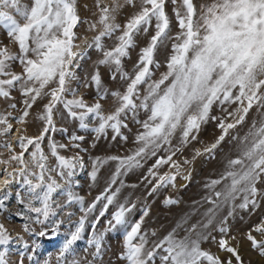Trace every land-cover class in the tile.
<instances>
[{
    "label": "snow or ice",
    "instance_id": "1",
    "mask_svg": "<svg viewBox=\"0 0 264 264\" xmlns=\"http://www.w3.org/2000/svg\"><path fill=\"white\" fill-rule=\"evenodd\" d=\"M124 2L136 11L121 25L116 22L115 15L123 7L120 0H113L111 6H101L103 0H96L100 14L95 21L82 19L78 0H30L28 4L23 0H0V30L8 39L7 44L0 42V98L15 100L13 93L19 92L23 105L18 115L10 111L0 113V136L6 138L0 147L8 151L6 159L0 153V164L4 165L0 177V209H4L5 202L15 195L20 206L16 215L25 221L24 232L45 236L49 232V222L53 235L62 223L54 219L58 209L78 203L84 215L74 230L67 233L59 252V264H65L67 256L73 257L67 264H82L75 258L74 245L83 239L87 216L101 201L104 203L100 217L108 212L109 206H114L115 211L103 231L96 230L99 217L92 222V234L87 243L95 249L94 258L102 255L106 233L120 226L123 239L118 258L125 264H157V260L159 264H244L239 247L232 243L237 237L232 234L229 220L236 219L237 209L251 214L264 199V190L257 186L264 182V120L259 124L253 121L243 137L233 138L239 141V154L227 160L226 169L219 178L205 184L210 195L204 199L212 207L205 211V221L185 229L183 237L177 235V228L187 220L178 223L177 228L162 239L152 241L149 247L150 236H156V231L149 232L143 225L151 206L146 204L139 218L133 220L129 214L137 205L129 203L128 198L119 202L118 197L121 190L129 186L121 177L142 168V161L151 157H156L155 162L144 177L152 184L148 195L169 186L175 187L181 164L173 158L197 139L202 125L209 119L218 121L221 134L202 151L196 149L193 158L214 155L229 131L245 121L254 105L264 108V0H211L199 6L195 0H172L173 5H177L173 8L178 29L175 33L172 31L173 20L166 11L167 0ZM84 23L97 34L86 42L84 49H80L76 30ZM150 30L152 34L147 44L140 48L133 72L126 71L124 62L130 58V50L137 46L136 37L148 35ZM112 38L115 42L109 47L105 40ZM164 48L169 51L162 65L157 54ZM89 49L98 52L100 58L94 61L88 78L81 80L75 69L82 67L80 61ZM14 65L20 70H15ZM101 67L109 69L112 80L119 78L124 82L123 90H110L105 86ZM161 67L165 70L154 78ZM72 81L80 82L83 87L94 86V102L89 103L82 95H77L79 88L71 87ZM45 98L47 103L37 117L43 124L42 129L37 135H28L31 110ZM109 98L113 108L106 111L103 102ZM233 104L237 107L228 111V106ZM214 105L220 106L226 115H211ZM8 107L15 110L17 104L11 103ZM141 111L147 114L144 120L138 119ZM65 112L66 118L78 121L82 129H89L90 122L95 121L91 131L97 140L106 137L111 129L113 140L120 136L127 141L128 137L121 129L128 127L125 121L129 114L142 129L135 134L137 147L128 155L91 158L90 178L93 182L101 167L109 161L117 164L108 186L87 207L85 198L73 190L79 183L75 179L77 172L86 166L84 157L79 152L62 154V150L79 149V142L84 137L72 134V144L51 139V134L58 130L67 132L66 128L57 129L55 123V116L58 113L63 116ZM14 132L18 135L13 141L10 137ZM177 132L179 144L173 145ZM46 138L47 153L43 146ZM161 149L167 155H158ZM50 157L55 163L50 162ZM184 163L190 161L185 159ZM164 165L174 171L159 174ZM190 178L191 173L183 176L185 180ZM118 180L119 186L113 190ZM220 185L223 187L216 190ZM13 187L16 188L14 193ZM54 196L64 197L65 203L60 204ZM237 200H240L239 204ZM162 203L173 205L179 200L168 196ZM226 206L227 213L219 215ZM34 224L44 227L37 232ZM243 235L253 249L264 255V219ZM13 243L23 244L25 249L28 247L20 233L13 235L0 222V264H9L7 256ZM204 243L214 244L229 255L221 258L204 248ZM28 259L34 260L35 253ZM18 264H24L23 253ZM44 264H50V260Z\"/></svg>",
    "mask_w": 264,
    "mask_h": 264
},
{
    "label": "rangeland",
    "instance_id": "2",
    "mask_svg": "<svg viewBox=\"0 0 264 264\" xmlns=\"http://www.w3.org/2000/svg\"><path fill=\"white\" fill-rule=\"evenodd\" d=\"M195 2L199 6L201 3H210L211 0H195ZM23 3L28 4L30 3V0H23ZM120 3L123 7H121L115 15L116 22L123 25L136 11V9L126 4L124 0H120ZM105 4L111 6L113 4V0H103L101 6ZM78 6L82 19L86 21H95L98 19L100 13L96 7V0H78ZM176 6L177 5H173L172 0H167L166 11L173 20V33L178 30L173 13V8ZM76 31L80 37L77 41L80 45V49H84L86 47V42H90L92 37L97 34V32L89 30L87 23L78 26ZM151 34L152 31L150 30L148 35L141 34L136 37L137 46L130 50V58L125 59L124 62L126 71L130 73L133 72L139 50L142 46L147 44ZM0 42L5 44L8 43V39L3 30H0ZM114 42V38L105 40V43L109 47H111ZM13 50H15L14 46ZM168 51V48H164L157 54V59L161 61L162 65L168 55ZM98 58H100V54L94 49H89L87 51L85 58L80 61L82 67L75 69L81 80L88 78L93 71L94 61ZM14 69L17 71L20 70L18 65H14ZM164 70L165 69L161 67V69L157 71L154 78H158L159 73ZM101 74L105 86H107L110 90H115L117 88L123 90L124 82L120 81L119 78L115 81L112 80L110 71L107 67H101ZM71 87H78L79 92L77 95H82L89 103L94 102L96 98L94 86L83 87L80 82L72 81ZM143 90L144 89L142 87V93ZM13 95L15 96V100H5L0 98V113L10 111L13 112V115L19 114V110L23 107L20 103L21 96L19 92H14ZM11 103H16L17 109L13 110L9 108L8 105ZM45 103H47L46 98L39 100L37 104L33 106L28 118V135H37L42 129L43 124L37 119V117L43 110V105ZM103 103L105 104L106 111L112 110L113 101L111 98ZM236 107L237 105L235 104L228 106V111H232ZM60 109L61 112H63L62 106H60ZM211 115L219 117L226 115V113L222 111L220 106L214 105ZM66 117V112L63 116L59 113L55 116L57 129L66 128L67 132H61L58 130L51 134V139H54L59 143L72 144L73 142L70 140V136L72 134L84 137V140L79 142V149L72 148L69 151L62 150V154L73 155L76 152H79V154L84 157L86 166L82 171L77 172L75 179L78 180L79 183L74 185L73 190L85 198V207H87L108 186V182L110 181L112 173L115 172L117 164L116 161H109L101 167L96 181L93 182L90 178L92 165L91 158L96 156L104 157L111 155H128L131 150L137 147L134 143L135 134L142 129L140 124L136 123L131 114H129L127 120L125 121L128 124V127L121 129L123 135L128 137L127 141H124L120 136H117L116 139L113 140L112 136L114 133L111 129L108 130L106 137L102 136L97 140L96 134L91 131V127L95 126V121L90 122L89 129H82L79 127L78 121L67 119ZM146 118L147 114L141 111L138 119L144 120ZM262 120H264V108L254 105L249 111L245 121L241 125H238L235 129H231L229 131L228 136L225 137L224 141H222L215 150L214 155L203 154L193 158L196 149H200L202 151L204 147L214 143L216 138L221 134V129L217 127L218 121L209 119L206 124L202 125L197 139L192 141L188 146L184 147L183 150L178 152L173 158L178 160L181 164V173L177 176L175 187L169 186L158 190V192L153 195H148L152 184H148L147 181L144 180V177L148 175V168L155 162L156 157H151L146 161H142V168L134 169L126 176L121 177L124 183L129 186L124 187L121 190L118 197L119 202H123L125 198H128L129 203H135L137 205L136 209L129 214L130 219H138L141 214V209L146 204L151 206L150 213L148 217L145 218V223L143 225V228L149 230V232L153 229L156 231V236H150L149 247H151L152 241L162 239L174 228H177V224L183 220H187V223H183L180 228H177V235L179 237H183L186 234L185 229L190 228L192 224L205 221L206 217L204 216V213L208 208L212 207V205L204 199L206 196L210 195V190L205 188V184L210 179L219 178V176L226 169L227 160L234 158L239 154V141L233 138L236 136L243 137L251 128L253 121H256L257 124H259ZM12 123L16 125L15 120H13ZM19 127L23 128L24 126ZM16 135H18V133H16ZM179 135V132H177L176 136L172 140L173 145L179 144ZM10 138H12V134ZM5 139V137L0 136V144H2ZM47 144L48 139L46 138L43 144L46 153L48 152ZM16 149L19 151L18 145H16ZM84 149H87V151H84ZM0 153L4 154L3 158H7L8 151L5 148L0 147ZM158 155H167V153L161 149ZM185 159L190 161V163L185 164ZM50 162L55 163L54 158L50 157ZM2 167H4V165L0 164V173L2 172ZM170 171H174V169H171L169 165H164L159 169V174H164L165 172ZM188 173H191V178L189 180L183 179V176ZM57 179H59V177H57ZM149 179L152 178L149 177ZM154 183L155 180H153V184ZM131 185H136V187H131ZM117 186H119V180L117 181V184L113 186V190ZM257 186L264 190V182L259 183ZM222 187L223 185H220L216 190H220ZM15 191L16 188L13 187V193ZM168 196L179 200V203L167 206L164 205L162 201ZM54 199L58 200V202L62 205L65 203V198L62 196H54ZM5 203L6 207L4 209H0V222H3L13 235L20 233L28 245L27 249H25L23 244H11L9 246V253L7 256L9 264H18V261L21 259V253H23L24 264H44V261L46 260H50V264H59V252L64 240L67 237V233L74 230L79 218L84 215V213L80 210V205L74 202L71 205L58 209V215L54 219H59L62 223L56 230V234L53 235L51 231V222H49L48 234L45 236H38L34 233L29 234L24 232L23 224L25 221L23 217L16 215L17 211L20 210V206L18 205L15 195L10 196L9 200ZM103 203L104 201L98 203L95 210L88 214L83 239L77 241L74 245L75 258L80 259L82 264H88L89 261H91L92 264H125V261L118 258L119 253L122 251L123 239L120 226H117L115 230L108 231L106 233L103 241V251L101 257L94 258L92 254L95 249L87 243L92 234V222L99 217V223L96 225V230L103 231L108 227L106 221L111 218V213L115 211L114 206H109L108 212L103 217H100L99 213L102 210ZM236 203L239 204L240 200H237ZM227 211L228 208L226 206L220 210L219 215H225ZM240 217H243V219H240ZM261 219H264V199L260 200V207L251 214H249V211L237 209L236 219L229 220V224L232 226V234L237 237L236 240L232 241V243L239 247L244 264H264V255H261L258 250L253 249L250 242L243 235L249 228L258 223ZM33 227H35L38 232L42 230L44 226L34 224ZM253 234L257 235L258 239L261 238L259 234ZM203 247L210 249L217 255H220L221 258H225L229 255L228 253L218 250L217 247L211 243H204ZM33 252L35 253V259L29 260L28 257L32 256ZM72 258V256H67L65 264H67V261ZM157 264H159V260H157Z\"/></svg>",
    "mask_w": 264,
    "mask_h": 264
},
{
    "label": "bare ground",
    "instance_id": "3",
    "mask_svg": "<svg viewBox=\"0 0 264 264\" xmlns=\"http://www.w3.org/2000/svg\"><path fill=\"white\" fill-rule=\"evenodd\" d=\"M15 135H16V133H13V134H12V139H13V141H14V136H15ZM3 168H4V167H2V172H3ZM9 170H10V169H9ZM2 172L0 173V177H2Z\"/></svg>",
    "mask_w": 264,
    "mask_h": 264
},
{
    "label": "trees",
    "instance_id": "4",
    "mask_svg": "<svg viewBox=\"0 0 264 264\" xmlns=\"http://www.w3.org/2000/svg\"><path fill=\"white\" fill-rule=\"evenodd\" d=\"M43 239V238H42Z\"/></svg>",
    "mask_w": 264,
    "mask_h": 264
}]
</instances>
